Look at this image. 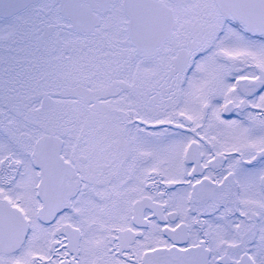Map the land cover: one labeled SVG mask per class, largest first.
<instances>
[{"label":"snow or ice","instance_id":"snow-or-ice-1","mask_svg":"<svg viewBox=\"0 0 264 264\" xmlns=\"http://www.w3.org/2000/svg\"><path fill=\"white\" fill-rule=\"evenodd\" d=\"M0 264H264V0H0Z\"/></svg>","mask_w":264,"mask_h":264}]
</instances>
